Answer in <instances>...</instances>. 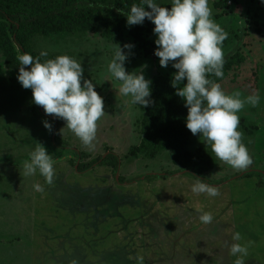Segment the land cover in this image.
Returning a JSON list of instances; mask_svg holds the SVG:
<instances>
[{
	"label": "rangeland",
	"instance_id": "obj_1",
	"mask_svg": "<svg viewBox=\"0 0 264 264\" xmlns=\"http://www.w3.org/2000/svg\"><path fill=\"white\" fill-rule=\"evenodd\" d=\"M155 2L171 7V0ZM209 3L213 19L228 32L223 43L226 60L236 53L244 56L220 82L222 88L228 94L240 91L242 98L261 97L257 107L246 106L240 114L239 130L253 165L237 171L213 153L214 168L200 177L220 195L208 197L191 192L197 179L174 163L170 151L153 159L143 153L129 155L141 142L144 112L139 105L129 109L126 98L117 96L113 83L105 81L107 65L114 47L133 44L126 71L142 72L151 81L161 75L173 77L177 70L171 64L161 67L154 55L153 31H142L138 38L136 26H128L127 20L119 26L108 21L95 31L33 39L40 52L81 62L85 78L104 98L106 112L98 122L94 151L65 128V121L42 113L32 102V90L22 87L19 71L7 65L0 50V264H138L139 257L143 264H234L237 257L229 255L228 245L237 232L238 242L249 245L245 264H264V4ZM107 29L121 42L104 36ZM44 120L53 125L51 132ZM54 135L69 141L70 148L56 147ZM37 142L56 160L52 185L38 172L23 176V164ZM202 145L212 151L192 134L188 149L197 152ZM109 149L120 157L117 176L124 179L122 184L111 165L79 172L72 164L89 162ZM36 183L44 191H35ZM203 212L213 215L211 224L200 221Z\"/></svg>",
	"mask_w": 264,
	"mask_h": 264
},
{
	"label": "clouds",
	"instance_id": "obj_2",
	"mask_svg": "<svg viewBox=\"0 0 264 264\" xmlns=\"http://www.w3.org/2000/svg\"><path fill=\"white\" fill-rule=\"evenodd\" d=\"M260 2L264 4V0ZM170 5L168 8L155 0H141V5L131 6L126 15L127 25H142L146 18L155 25L157 47L154 55L159 58L161 67L167 68L171 64L177 70L173 74L172 87L188 109L186 127L211 147L217 159L234 170H248L254 161L243 143V132L239 130L240 114L246 106L257 107L261 97L251 94L242 98L240 91L228 94L220 83L210 78L224 76L223 43L228 32L213 19L209 0H171ZM134 47L133 44L123 47L118 44L113 48L105 81L113 83L117 96L126 98L129 109L137 105L147 108L154 103L152 81L142 72L133 74L125 68ZM47 55V51H41L35 58L28 53L18 55L21 65L18 82L24 89L32 90V102L42 107L46 116L65 121V128L89 151H94L98 122L106 112L104 98L95 90V84L85 78L81 62L68 55L41 61L40 57ZM115 82L119 85L114 86ZM43 125L52 131L53 125L48 120H44ZM55 163L53 155L37 142L30 159L23 164V176L31 177L38 172L48 185H52ZM33 188L37 192L44 191L39 183ZM191 192L208 197L220 195L216 186L201 178L191 186ZM199 219L208 225L214 217L210 212H203ZM231 240L234 242L228 245V250L230 256L237 257L234 264H245L249 245L238 242L241 240L238 232ZM138 264H143L142 257L138 258Z\"/></svg>",
	"mask_w": 264,
	"mask_h": 264
},
{
	"label": "trees",
	"instance_id": "obj_3",
	"mask_svg": "<svg viewBox=\"0 0 264 264\" xmlns=\"http://www.w3.org/2000/svg\"><path fill=\"white\" fill-rule=\"evenodd\" d=\"M133 4L141 5V0H0V50L6 56L7 65L19 71L21 65L17 59L18 55L28 53L34 58L40 56V51L33 46L35 37L95 31L100 24L108 21L119 26L127 20L126 15ZM135 26L138 38H142V31L151 32L155 27L147 18L142 25ZM103 35L114 42H121V38L112 30L107 29ZM59 55L61 54H48L40 59H54ZM243 61L244 56L236 53L226 60L223 78H210L217 83L222 82L229 72ZM172 79L173 77L161 75L152 80L151 99L154 103L147 108L141 107L144 112L141 119L142 138L140 144L131 148L129 155L138 156L143 153L147 158L153 159L164 151H170L174 163L180 164L187 173L198 180L200 175L214 168L215 157L204 145L197 152L188 149L192 136L186 127L188 109L184 106L183 99L176 95ZM41 111L45 114L42 107ZM52 141L58 148L71 146L69 141L58 135H54ZM81 155L86 156L83 152ZM72 164L79 172L97 164L111 165L114 175L117 176L121 160L119 155L109 149L106 155L98 156L89 162L73 161ZM118 182L122 184L124 179L120 177Z\"/></svg>",
	"mask_w": 264,
	"mask_h": 264
}]
</instances>
